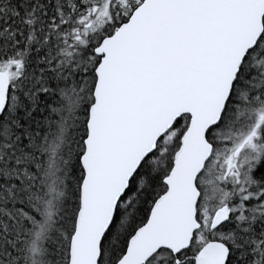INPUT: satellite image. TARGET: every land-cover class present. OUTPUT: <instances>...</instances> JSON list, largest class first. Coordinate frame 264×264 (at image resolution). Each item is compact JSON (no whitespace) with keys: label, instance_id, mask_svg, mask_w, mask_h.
Listing matches in <instances>:
<instances>
[{"label":"snow or ice","instance_id":"6c2138e0","mask_svg":"<svg viewBox=\"0 0 264 264\" xmlns=\"http://www.w3.org/2000/svg\"><path fill=\"white\" fill-rule=\"evenodd\" d=\"M0 264H264V0H0Z\"/></svg>","mask_w":264,"mask_h":264}]
</instances>
